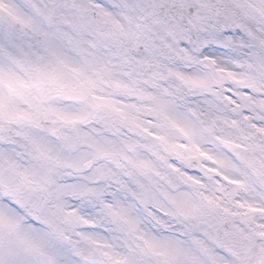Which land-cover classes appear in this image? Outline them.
Returning a JSON list of instances; mask_svg holds the SVG:
<instances>
[{
  "label": "snow or ice",
  "instance_id": "6c2138e0",
  "mask_svg": "<svg viewBox=\"0 0 264 264\" xmlns=\"http://www.w3.org/2000/svg\"><path fill=\"white\" fill-rule=\"evenodd\" d=\"M0 264H264V0H0Z\"/></svg>",
  "mask_w": 264,
  "mask_h": 264
}]
</instances>
